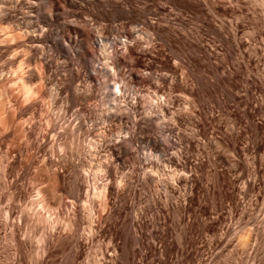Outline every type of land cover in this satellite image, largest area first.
<instances>
[{
  "label": "rangeland",
  "instance_id": "obj_1",
  "mask_svg": "<svg viewBox=\"0 0 264 264\" xmlns=\"http://www.w3.org/2000/svg\"><path fill=\"white\" fill-rule=\"evenodd\" d=\"M15 2L16 16L26 20L30 9L36 25L29 55L37 72L52 80L64 74L63 91L77 73L82 86L83 79L94 84L101 79L96 66L109 63L131 128L124 143L131 152L113 151L132 173L123 190L110 185L94 236L87 240L82 231L74 248L64 244L49 256L42 243L36 257L37 230L28 238L34 255L15 261L0 236V264H264V0ZM97 108L87 111L90 118ZM27 179L18 188L24 205L38 183Z\"/></svg>",
  "mask_w": 264,
  "mask_h": 264
},
{
  "label": "bare ground",
  "instance_id": "obj_2",
  "mask_svg": "<svg viewBox=\"0 0 264 264\" xmlns=\"http://www.w3.org/2000/svg\"><path fill=\"white\" fill-rule=\"evenodd\" d=\"M15 1L0 0V51L8 54L5 59L0 58L3 64H8L6 70L0 69V236L2 240L6 238L13 261L19 254L32 253L28 240L33 234L37 235V230L40 243H36V257L40 255L42 243L44 255L49 256L64 244L74 248L84 231L87 240L94 236L95 224L103 215L100 213L105 212L109 204L110 185L123 190L132 173L128 167L120 166L122 148L126 152L130 150L124 143L131 139V128L124 119L126 106H122L123 109L120 106L125 91L123 93L122 85L110 76L109 63L104 61L96 66L101 79L111 77L106 78L107 81L98 79L94 85L91 80L83 79L82 86V78L77 73L76 81L63 91L64 74L52 80L51 76L44 78L43 73L37 72V61L29 55L38 39L36 25L30 9L25 12L26 20L16 16ZM23 40L31 45L22 44ZM98 42L97 39V45ZM106 46L99 45L102 54L107 53ZM103 59H110L109 54ZM97 85L101 86L100 94H96ZM93 98H97L98 103L88 104ZM155 100L160 107V98ZM94 107H98V112L90 118L87 111L91 114ZM34 140L37 159L29 153L34 149ZM118 146L119 150L122 148L116 155L113 150ZM140 146L142 171L147 173L148 155L145 146ZM23 147L29 154H23ZM25 177L33 184L38 180V185L42 177L46 185L36 188L37 184H31L35 197L27 192L24 205L18 188ZM67 180L70 187L63 190L61 185ZM55 208L57 213H54ZM83 223L87 227L82 230ZM6 258H9L7 254Z\"/></svg>",
  "mask_w": 264,
  "mask_h": 264
},
{
  "label": "clouds",
  "instance_id": "obj_3",
  "mask_svg": "<svg viewBox=\"0 0 264 264\" xmlns=\"http://www.w3.org/2000/svg\"><path fill=\"white\" fill-rule=\"evenodd\" d=\"M144 115H145L146 117H151V115H152V111H151V110H149V111H145Z\"/></svg>",
  "mask_w": 264,
  "mask_h": 264
}]
</instances>
